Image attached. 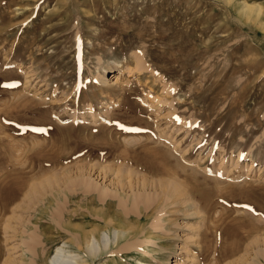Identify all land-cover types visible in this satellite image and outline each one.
Instances as JSON below:
<instances>
[{
  "label": "rangeland",
  "instance_id": "obj_1",
  "mask_svg": "<svg viewBox=\"0 0 264 264\" xmlns=\"http://www.w3.org/2000/svg\"><path fill=\"white\" fill-rule=\"evenodd\" d=\"M90 183L110 240L89 264H264V0H0V193H22L0 264L86 259ZM50 191L60 230L35 236Z\"/></svg>",
  "mask_w": 264,
  "mask_h": 264
},
{
  "label": "bare ground",
  "instance_id": "obj_2",
  "mask_svg": "<svg viewBox=\"0 0 264 264\" xmlns=\"http://www.w3.org/2000/svg\"><path fill=\"white\" fill-rule=\"evenodd\" d=\"M228 1H230V0H228ZM244 3V6H243V9H245V11H247V12H249V11H252V10H256L257 11V13H260L261 11H262V6H260V5H258L257 7H255V6H250V5H248L245 1L243 2ZM256 8V9H255ZM137 61H138V58H137ZM138 63V62H137ZM136 63V65H139V64H137ZM140 66H141V64H140ZM168 146V145H167ZM169 147V146H168ZM173 148V147H172ZM156 149L159 151V152H163V151H165V152H167V150L165 149V148H163V147H161V146H158V147H156ZM172 150V149H171ZM169 153V152H168ZM252 162V161H251ZM102 170V169H101ZM127 170V169H126ZM184 170V169H183ZM117 171V170H116ZM179 172V171H178ZM117 174H118V172H117ZM136 174V173H135ZM84 176V175H83ZM120 179V178H119ZM123 178L121 177V179L120 180H122ZM175 179H177L176 177H175ZM175 179H170V181H167L165 184H164V189H165V191H166V193L167 194H171V192L172 191H176V192H180L181 193V188H183L182 186H181V184L180 183H178V181H176ZM124 180V179H123ZM134 180V179H133ZM144 180V179H143ZM169 180V179H168ZM145 181V180H144ZM216 182V181H215ZM142 183H144V182H142ZM141 183V184H142ZM90 184H92V183H90ZM148 184V183H147ZM146 185V184H145ZM180 186H181V188H180ZM21 187V186H20ZM89 187H90V189H89ZM87 186L86 187V189L87 190H90V192H91V190L93 189V190H96L97 189V191H95V192H93V190H92V192L91 193H89L88 195H86V196H84L83 198H81L82 199V206L85 208V210H84V214H87L88 215V217L90 218L88 221H86V223H91L92 221H93V223H95V225L94 226H92V228L90 229V230H88V231H86V232H82V231H84V230H82V228H81V230L80 231H78V233L77 234H74L73 232H71L70 233V231H67L66 229H64V231H66V232H68V233H70V234H72L70 237H72V238H70V240L71 241H69L70 242V244L71 245H75L76 247H77V249L78 250H83V251H85V253H86V259H81L82 258V256L80 257V255H79V253H78V251L77 252H73L72 250H70V249H67V248H64L63 246H58V247H56L55 248V251H54V254H53V257H52V261H51V264H89V261H88V258H95L96 256H98L100 253H102L103 251H106L107 250V248H108V244H107V241L108 240H110V238L108 237V236H106V235H103L102 234V236L100 237L101 238V241H102V244H103V247L102 246H100V242L97 240V235H96V233H98V236L102 233L101 231H100V229H99V227H98V221H100V220H102V219H104V217L102 216H98V214H100L99 212H103L104 210H94L93 211V208L92 207H95L97 204H102V202L105 200V198H107V196H108V194H106L107 192H105V191H102V190H100V189H98L97 188V186L95 185V184H92V185H90V186ZM18 190L16 191V193H14L13 195L11 194H6L5 193V195H3V194H1L0 193V216H2L3 214H5V212H9L10 211V204H12L13 202H15L14 200H18L19 199V197H20V195L22 196V193H21V191H20V188L18 187L17 188ZM86 189H84V191H82V193L83 194H87L89 191H87ZM143 189V188H142ZM145 189V188H144ZM16 190V189H15ZM55 190H57V189H55ZM163 190V189H162ZM180 190V191H179ZM58 191V190H57ZM57 191H56V193H57ZM51 192V191H50ZM144 192V191H143ZM52 194H50L49 196H46V194H45V199L43 200V204L42 205H38V207H36V211H37V213H38V215H39V217L38 218H36V219H31L30 220V223H29V221L27 222L28 224H31L35 229V231L36 230H39V232L38 231H36V233H34L33 232V230L32 231H30V232H33L34 234H35V236H36V234H39V235H43V236H45V233H47V232H50L51 231V228L53 227V228H55V230L57 231L58 229L60 230V227L59 228H56L55 227V223L56 224H58V222L56 221V218H55V215H53V212L51 211V208L52 207H54L53 206V201L54 200H57V199H60V195L57 193H54L53 194V192H51ZM113 193V192H112ZM166 193H164V194H166ZM179 193V194H180ZM184 193H186V190H185V192H182V194H184ZM23 194H26V195H23L24 196V198H28L29 197V193H23ZM118 194V193H117ZM138 194V193H137ZM164 194H162V195H164ZM187 194V193H186ZM185 194V195H186ZM81 195V194H80ZM109 195H111V193L109 194ZM141 195H143V194H141ZM57 196V198H55ZM62 196V195H61ZM73 196V195H72ZM71 196V197H72ZM112 197L113 196H116V193L114 192V195H111ZM126 196V195H125ZM164 196H166V195H164ZM188 196V195H187ZM220 196V195H219ZM4 197V198H3ZM81 197H82V195H81ZM108 197H110V196H108ZM124 197V196H123ZM136 197L137 196H134V198L136 199ZM23 198V199H24ZM73 198V197H72ZM122 198V197H121ZM121 198H120V200H121ZM133 198V199H134ZM125 199H128V198H125ZM124 198H123V200H125ZM166 199V198H165ZM187 199V198H186ZM26 200V199H25ZM24 200V201H25ZM68 200H69V197H68ZM74 200V199H73ZM59 201V200H58ZM72 200H69V202H71ZM74 201H76V200H74ZM135 201H137V200H135ZM188 201V200H187ZM73 202V201H72ZM121 202H122V200H121ZM134 202V201H133ZM20 203V202H19ZM55 203V202H54ZM75 204H76V202H74ZM105 204H104V209L105 210H108V209H110L111 207H112V203H113V200H108V201H105L104 202ZM182 203H183V201H182ZM41 204V203H40ZM66 204V203H65ZM115 204V203H114ZM117 204H119V203H117ZM166 204V203H165ZM18 205V204H17ZM43 205H47L46 207H45V209L44 210H38L37 208H39L40 209V207H42ZM58 205V204H57ZM58 207V206H57ZM60 207V206H59ZM72 207V206H71ZM100 207V206H99ZM198 207H199V204H198ZM56 208V207H55ZM54 209V208H53ZM72 209V208H71ZM59 210H61V209H59ZM63 210V209H62ZM69 210V209H68ZM127 210V209H126ZM56 211V210H55ZM71 211H73V210H71ZM82 211L83 210H81V213H82ZM97 211H99V212H97ZM125 211V210H124ZM75 212V211H74ZM78 212V211H77ZM98 213V214H97ZM59 214V213H58ZM103 213H101V215H102ZM82 216V215H81ZM115 216H117V215H115ZM114 216V217H115ZM139 216V215H138ZM144 216V215H143ZM84 217V216H83ZM140 217V216H139ZM112 218V217H111ZM117 218V217H116ZM131 217H129V220H131L130 219ZM134 218V217H133ZM132 218V219H133ZM113 219L114 218H112L110 221H113ZM118 219V218H117ZM34 220V221H33ZM134 220V219H133ZM137 220H139V218L137 217V219H136V221ZM116 221V220H115ZM120 221V220H119ZM118 221V225L117 226H119L117 229H115L114 230V233H113V237H114V239H113V237H112V240H113V243L114 242H116V244H117V241L118 240H121V239H123L124 237H125V232H130L131 230L130 229H123L124 227L123 226H126L124 223L122 224V223H120ZM138 222V221H137ZM109 223H112V222H109ZM114 223V222H113ZM132 223H134V221L132 222ZM59 225V224H58ZM111 225V224H110ZM27 226V225H26ZM136 226V225H135ZM83 227H85V225L83 226ZM89 227V226H88ZM87 227V228H88ZM113 227V226H112ZM127 227V226H126ZM27 228V227H26ZM76 228V227H75ZM75 228H74V230H75ZM79 228V227H78ZM77 228V229H78ZM62 229V228H61ZM76 229V230H77ZM86 229V228H85ZM49 230V231H48ZM103 231V230H102ZM38 232V233H37ZM58 232V231H57ZM134 232H136L134 229L132 230V233H134ZM34 234H32V235H34ZM133 235V234H132ZM34 236V237H35ZM40 237V236H39ZM38 237V238H39ZM100 240V239H99ZM148 240V239H147ZM25 242V241H24ZM133 242V241H132ZM134 243V242H133ZM115 244V243H114ZM126 244V243H125ZM129 244H131V243H129ZM146 246V245H145ZM74 247V246H73ZM122 247V249H125V248H127V246L126 247H124V246H121ZM135 248V247H134ZM137 249L138 248H140L139 246L138 247H136ZM32 248L29 246V245H27V244H25V246L23 247V253H22V256H23V260L21 261V263H19V264H37L36 263V261H37V259H40V257H41V254H40V252L39 251H36V249L35 250H31ZM121 249V248H120ZM128 249V248H127ZM130 249V248H129ZM142 250V249H141ZM27 252L29 253V256L27 255ZM261 252V257L264 259V249L262 250V251H260ZM103 254V253H102ZM25 259V260H24ZM262 259V260H263ZM5 260V259H4ZM3 264H5L4 262H3Z\"/></svg>",
  "mask_w": 264,
  "mask_h": 264
}]
</instances>
